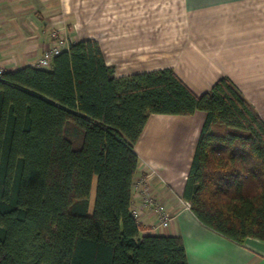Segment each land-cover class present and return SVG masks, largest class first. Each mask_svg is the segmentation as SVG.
<instances>
[{"label": "trees", "instance_id": "obj_1", "mask_svg": "<svg viewBox=\"0 0 264 264\" xmlns=\"http://www.w3.org/2000/svg\"><path fill=\"white\" fill-rule=\"evenodd\" d=\"M196 111L183 198L225 238L264 241V120L229 77L201 95L172 68L117 77L91 38L1 70L0 264H189L180 236L133 215L132 191L149 116Z\"/></svg>", "mask_w": 264, "mask_h": 264}, {"label": "crops", "instance_id": "obj_2", "mask_svg": "<svg viewBox=\"0 0 264 264\" xmlns=\"http://www.w3.org/2000/svg\"><path fill=\"white\" fill-rule=\"evenodd\" d=\"M52 27L69 32L70 41L95 39L117 77L172 68L201 95L227 76L264 120V0H0V70L36 64ZM204 119L203 111L151 114L135 145L134 181L154 170L151 192L172 216L153 232L180 236L189 264H264V241H231L184 206ZM140 214L152 232L156 215Z\"/></svg>", "mask_w": 264, "mask_h": 264}, {"label": "built area", "instance_id": "obj_3", "mask_svg": "<svg viewBox=\"0 0 264 264\" xmlns=\"http://www.w3.org/2000/svg\"><path fill=\"white\" fill-rule=\"evenodd\" d=\"M67 31L63 28L52 27L49 31L51 44L43 52V55L37 60L36 64L42 67H49L53 57L61 53L63 50L69 47L70 38L66 33ZM1 75V70H0ZM150 171L147 176L141 177L134 181L133 185V197L139 196V204H132V213L138 218V220H144L141 217L140 211L142 209L149 211L156 215V223L152 227V232L158 227H167L172 219L171 214L165 208V206L156 199L155 195L151 192L150 183L148 180L149 175L153 174ZM138 191V192H137ZM185 208L190 209V203L188 201H183Z\"/></svg>", "mask_w": 264, "mask_h": 264}, {"label": "rangeland", "instance_id": "obj_4", "mask_svg": "<svg viewBox=\"0 0 264 264\" xmlns=\"http://www.w3.org/2000/svg\"><path fill=\"white\" fill-rule=\"evenodd\" d=\"M68 36L69 32H66ZM94 200H95V183H93L92 189H91V194H90V209L93 208L94 205Z\"/></svg>", "mask_w": 264, "mask_h": 264}]
</instances>
